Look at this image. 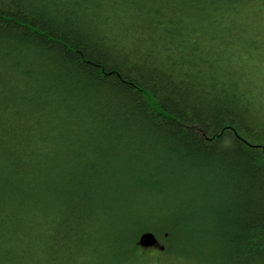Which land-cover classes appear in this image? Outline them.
I'll return each instance as SVG.
<instances>
[{"label":"trees","instance_id":"trees-1","mask_svg":"<svg viewBox=\"0 0 264 264\" xmlns=\"http://www.w3.org/2000/svg\"><path fill=\"white\" fill-rule=\"evenodd\" d=\"M0 264H264V0H0Z\"/></svg>","mask_w":264,"mask_h":264},{"label":"water","instance_id":"water-1","mask_svg":"<svg viewBox=\"0 0 264 264\" xmlns=\"http://www.w3.org/2000/svg\"><path fill=\"white\" fill-rule=\"evenodd\" d=\"M156 243H157L156 236L150 231L142 232L138 237V245L141 246L142 248L154 247Z\"/></svg>","mask_w":264,"mask_h":264},{"label":"rangeland","instance_id":"rangeland-1","mask_svg":"<svg viewBox=\"0 0 264 264\" xmlns=\"http://www.w3.org/2000/svg\"><path fill=\"white\" fill-rule=\"evenodd\" d=\"M161 243H163V242L161 241Z\"/></svg>","mask_w":264,"mask_h":264},{"label":"bare ground","instance_id":"bare-ground-1","mask_svg":"<svg viewBox=\"0 0 264 264\" xmlns=\"http://www.w3.org/2000/svg\"><path fill=\"white\" fill-rule=\"evenodd\" d=\"M141 234V233H140ZM140 236V235H139Z\"/></svg>","mask_w":264,"mask_h":264}]
</instances>
